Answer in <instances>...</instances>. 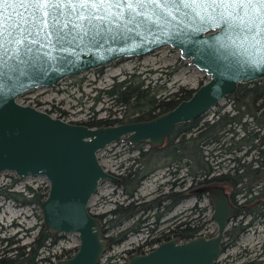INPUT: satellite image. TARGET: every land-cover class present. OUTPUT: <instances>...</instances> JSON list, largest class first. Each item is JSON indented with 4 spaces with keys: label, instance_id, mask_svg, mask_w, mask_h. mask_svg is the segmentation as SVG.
Returning <instances> with one entry per match:
<instances>
[{
    "label": "water",
    "instance_id": "95a60500",
    "mask_svg": "<svg viewBox=\"0 0 264 264\" xmlns=\"http://www.w3.org/2000/svg\"><path fill=\"white\" fill-rule=\"evenodd\" d=\"M165 47L179 51L183 60L210 79L189 100L151 121L90 128L18 102L30 91L54 88L66 79ZM53 57L35 67L0 74V174L13 172L21 181L48 180V197L40 206L43 227L56 236L79 238L77 251L55 264H101L109 245L102 222L89 206L102 182L120 179L103 167L98 154L123 140L131 146L163 147L177 126L204 117L235 95L241 84L263 80L264 50L220 27L194 30L188 20L161 18L155 24L114 29L96 42L53 52ZM198 192L213 203L217 234L163 242L148 254L132 255L128 264H218L238 207L223 187L206 186Z\"/></svg>",
    "mask_w": 264,
    "mask_h": 264
},
{
    "label": "trees",
    "instance_id": "16d2710c",
    "mask_svg": "<svg viewBox=\"0 0 264 264\" xmlns=\"http://www.w3.org/2000/svg\"><path fill=\"white\" fill-rule=\"evenodd\" d=\"M177 70H173L167 76L171 77ZM195 91L183 87L175 93L165 95L168 92L165 84L160 85L159 81L155 82L137 72L126 73L123 80L115 79L110 88L100 90L97 98L98 102L102 98L112 101L114 106L120 109L122 115L114 119L90 120L84 124L90 128H99L151 121L189 100ZM228 99L233 101L231 112L222 113L219 110L213 120L203 122L204 116L194 122L177 126L161 148L152 147L147 143L138 146H131L127 143L132 151L139 152V156L134 158L133 164L119 176L120 181L114 184L122 191L128 204H116L115 210L111 213L112 218L110 217L107 223L103 222L107 215H95L103 224L104 235H107L109 228L122 226L142 209L154 210L164 207L165 213H169L182 200L192 196L198 198L196 201L199 203L204 197L209 198L198 192L206 186H228L232 191L230 198L238 207L233 219L241 218V220H239V225L236 223V226L226 232L224 251L236 243L257 219L264 217V79L251 84H241L236 94L229 96ZM249 118L252 119V123L247 121ZM237 127H240L242 131L241 137L236 132ZM145 145H149L150 148L145 150ZM211 147L221 151V155H233L247 150L246 156L254 152L257 159L249 163H242L241 159H237L238 167L233 170V173L215 176V169L210 161L211 155L205 154V150ZM173 165H176L178 170L173 174L175 176L182 168L186 169V177L171 184L172 186L180 185L184 190L182 192L172 190L153 202L140 204L136 196L143 183L161 167ZM179 181L182 182L178 184ZM13 185L0 189V197L14 201L19 206L40 207L48 197L49 188L27 187L24 193H17L11 191ZM161 217L162 215L159 214L158 219ZM246 218H251V221L243 227L242 223ZM191 225L192 222L176 226L171 230V234L179 241H189L197 237L202 229L200 226ZM149 227L147 223L139 221L129 231L144 232L145 229L149 230ZM127 232L120 233L117 238H108L110 246L124 241ZM62 237L51 234L42 225L38 235L30 244L14 249H0V264L48 262L50 259L42 258V255L46 252L51 253ZM164 238L168 237L163 235L160 241L155 240V242L163 243L166 240ZM2 242L11 241L5 239ZM262 248L264 253V245Z\"/></svg>",
    "mask_w": 264,
    "mask_h": 264
},
{
    "label": "rangeland",
    "instance_id": "374dc122",
    "mask_svg": "<svg viewBox=\"0 0 264 264\" xmlns=\"http://www.w3.org/2000/svg\"><path fill=\"white\" fill-rule=\"evenodd\" d=\"M175 69H178L177 72L168 77L167 74ZM134 72L144 74V76L155 82L159 81L160 85L165 84L168 89L165 95L175 93L183 87L197 90L210 79L205 72L183 60L179 51L165 47L142 58L124 59L119 63L111 64L102 69L66 79L54 88L34 90L26 94L21 101L34 105L40 110L48 111L54 118H62L68 123L84 124L90 120L119 118L122 115L120 109L115 107L112 101L106 98H102L99 102L97 101L100 95L99 91L110 88L115 79L117 81L123 80L126 73ZM160 78L163 79L159 80ZM232 105L233 101L228 99V97L225 98L205 115L203 122L213 120L219 110L222 113L231 112ZM247 121L252 123L251 118ZM236 132L240 134L239 137L242 136L240 127H237ZM149 148V145L144 146L145 150ZM205 151L206 155H211L210 161L213 163L215 176L229 172L233 173V170L238 167L237 159H241L242 163H249L253 159H257V155L254 152L246 156L247 150L233 155H221V151L214 150L212 147ZM138 156L139 152L132 151L127 142L124 141L111 145L98 154L103 167L108 171L116 172L118 175L129 168L133 164L134 158ZM175 172H178L176 165L158 169L143 183L136 200L140 203H148L169 194L172 190L174 192L183 191L182 186H172L171 184L186 177V169L182 168L177 176L173 175ZM16 180L18 181L14 183ZM188 181L190 180L188 179ZM181 182L179 181L178 184ZM11 185H13L11 191L17 193H24L27 187L34 189L49 188V182L45 177H30L21 181L13 172L0 174V189ZM222 187L230 196L231 189L228 186ZM116 204L127 205L128 202H126L122 191L117 189L114 183L105 181L101 183L97 194L90 202L89 209L94 215H107L103 221L107 223V220H110L109 213L115 210ZM196 204V198L192 196L177 206L175 210L167 213L160 222L156 223L154 219H151L147 223L150 226L149 230L145 229L144 232H140L136 236H131L128 240L110 247L101 264H120L123 258L129 260L132 255L136 254H127L125 252H132L131 249L133 248L135 250L140 247L144 252L143 255L148 254V251L155 249L152 247L154 240L162 238L163 235L173 230L176 226L184 223L192 222L193 227L195 225L202 227L201 234L204 237L211 238L215 236L218 226L212 220L214 213L213 203L209 198L204 197L199 201L198 205ZM239 220L241 218L231 220L228 230L236 226V223L239 225ZM250 221L251 218H246L243 220L242 226H246ZM42 225L43 217L40 207H22L14 201L0 197V249H14L30 244L33 238L38 235ZM133 225L134 222L130 221L123 226L114 229L109 228V232L105 237L117 238L120 233L128 230ZM152 228L157 230L154 234L150 233ZM5 239L11 242L3 243L2 241ZM263 245L264 217L257 219L236 243L223 252L218 264H246L254 262L264 264ZM78 246L79 238L77 235L63 236L58 244L53 247L51 253L46 252L42 255V258H49L50 260L40 264H55L58 260L68 259L76 252ZM69 252L71 253L69 254Z\"/></svg>",
    "mask_w": 264,
    "mask_h": 264
},
{
    "label": "snow or ice",
    "instance_id": "6c2138e0",
    "mask_svg": "<svg viewBox=\"0 0 264 264\" xmlns=\"http://www.w3.org/2000/svg\"><path fill=\"white\" fill-rule=\"evenodd\" d=\"M161 18L188 20L194 30L220 27L264 50V0H0V74Z\"/></svg>",
    "mask_w": 264,
    "mask_h": 264
},
{
    "label": "flooded vegetation",
    "instance_id": "af4514ba",
    "mask_svg": "<svg viewBox=\"0 0 264 264\" xmlns=\"http://www.w3.org/2000/svg\"><path fill=\"white\" fill-rule=\"evenodd\" d=\"M110 172H112L114 175H116V176H120L121 174H123L124 172H122L120 175H118V174H116V172H114V171H110ZM182 192V191H181ZM188 198H186V199H184V200H182L177 206H179L182 202H184V201H186ZM198 198H196V200H197ZM231 199V198H230ZM198 201V200H197ZM231 201H232V203L235 205V203L233 202V200L231 199ZM140 204H144V202H142V203H140ZM176 206V207H177ZM175 207V208H176ZM150 208H151V206H150ZM175 208L173 209V210H175ZM172 210V211H173ZM171 211V212H172ZM111 213H112V211L109 213V217H111L112 218V216H111ZM165 208L164 207H161V208H155L154 210H152V209H149V210H144V209H142V210H140L138 213H136L134 216H132L129 220H127L124 224H126V223H128V222H130V221H133L134 222V224L135 223H137V222H144V223H148L151 219H154V221L156 222V223H158V222H160L162 219H163V217L167 214V213H165ZM162 215V217L160 218V219H158V215ZM141 216V217H140ZM107 217V216H106ZM136 219H138L137 221H136ZM123 224V225H124ZM122 225V226H123ZM114 228H116V227H113V229ZM130 229V228H129ZM129 229L128 230H125V231H123V232H126V231H128L127 232V235H126V238H125V240H128L129 238H131V236H136V234H138V233H140V232H138V233H134V232H132V231H129ZM157 230H155V229H151L150 230V233L151 234H154L155 232H156ZM165 236L166 237H168V238H164V239H166L164 242H166V241H169V240H172V239H176L172 234H171V231H169L167 234H165ZM197 236H202V234H201V232L197 235ZM109 238V237H108ZM108 238L106 237V239H107V241L109 242V240H108ZM167 239H169V240H167ZM156 240H158V241H160V239H156ZM157 241V242H158ZM156 242L154 241V243L152 242V244H155ZM111 246H110V244H109V248H110ZM129 253H135V254H143L144 252H143V250L139 247L136 251H134V252H129Z\"/></svg>",
    "mask_w": 264,
    "mask_h": 264
},
{
    "label": "built area",
    "instance_id": "2783aa9c",
    "mask_svg": "<svg viewBox=\"0 0 264 264\" xmlns=\"http://www.w3.org/2000/svg\"><path fill=\"white\" fill-rule=\"evenodd\" d=\"M30 92H32V91H30ZM30 92H28V93H30ZM28 93H26V94H28ZM26 94H24L23 96H21L18 102H19L20 104H22V105L32 106V107L36 108L37 110H40V109H38V107H36V106H34V105L26 104V103H24V102L21 101L22 98H23ZM40 111L49 113L48 111H43V110H40ZM49 114H50V113H49ZM50 115H51V114H50ZM51 116H52V115H51ZM52 117H54V116H52ZM58 119H61V120L65 121V120L62 119V118H58ZM202 236H203V234H202ZM155 238H156V237H155ZM154 241H155V240H154ZM159 244H161V243L156 242L155 244L152 245V247L156 248ZM137 249H138V248H137ZM137 249L134 250V248H133V249H131V251L134 252V251H136ZM153 250H154V249H153ZM151 251H152V250H151ZM151 251H148V253L151 252ZM125 253L130 254L128 251H126ZM127 254H125V255L127 256ZM115 264H119V263H115ZM120 264H128V259H127V258H126V259L123 258V259L121 260V263H120Z\"/></svg>",
    "mask_w": 264,
    "mask_h": 264
},
{
    "label": "bare ground",
    "instance_id": "6f19581e",
    "mask_svg": "<svg viewBox=\"0 0 264 264\" xmlns=\"http://www.w3.org/2000/svg\"><path fill=\"white\" fill-rule=\"evenodd\" d=\"M44 89V88H43Z\"/></svg>",
    "mask_w": 264,
    "mask_h": 264
}]
</instances>
